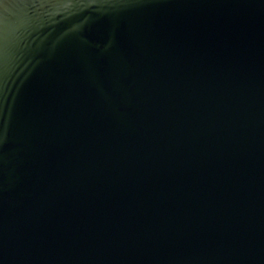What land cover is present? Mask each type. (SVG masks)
Here are the masks:
<instances>
[{"label":"water","instance_id":"1","mask_svg":"<svg viewBox=\"0 0 264 264\" xmlns=\"http://www.w3.org/2000/svg\"><path fill=\"white\" fill-rule=\"evenodd\" d=\"M0 264H264V0H0Z\"/></svg>","mask_w":264,"mask_h":264}]
</instances>
